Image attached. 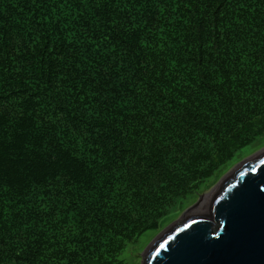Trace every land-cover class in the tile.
<instances>
[{
    "label": "trees",
    "instance_id": "16d2710c",
    "mask_svg": "<svg viewBox=\"0 0 264 264\" xmlns=\"http://www.w3.org/2000/svg\"><path fill=\"white\" fill-rule=\"evenodd\" d=\"M263 128L264 0H0V264H123Z\"/></svg>",
    "mask_w": 264,
    "mask_h": 264
},
{
    "label": "water",
    "instance_id": "95a60500",
    "mask_svg": "<svg viewBox=\"0 0 264 264\" xmlns=\"http://www.w3.org/2000/svg\"><path fill=\"white\" fill-rule=\"evenodd\" d=\"M141 264H264V149L221 179L203 211L158 235Z\"/></svg>",
    "mask_w": 264,
    "mask_h": 264
},
{
    "label": "rangeland",
    "instance_id": "374dc122",
    "mask_svg": "<svg viewBox=\"0 0 264 264\" xmlns=\"http://www.w3.org/2000/svg\"><path fill=\"white\" fill-rule=\"evenodd\" d=\"M263 149H264V128L260 131V137H258L253 142H251L248 147L246 148L244 147L241 151L237 153L235 157V161L233 162L229 161L227 164L221 166L220 167L221 169H219L218 172H216L213 175L212 180L209 183H207L203 187V189L197 190V192L194 193V196H190L185 200L187 206L184 208V210L178 212V214L176 213V217L172 218L170 223L164 225L163 228H157L158 230H156L155 233L147 232L141 237L137 238L132 243V245L129 246L124 253H122L121 259L123 261V264H141V257L144 251L158 237V235H160L171 224L179 221L183 217V215L186 214V212H187V216L190 215V212L191 214H193L192 211H195L197 207L205 201L206 198H209L211 192L215 189V187L221 181V179H223L231 171H233L234 168H236V166H238L241 162L251 158L253 155L257 154ZM170 217H173V214L167 215L162 219L160 218L159 220L162 222L164 220H168ZM87 264H98V263L89 262Z\"/></svg>",
    "mask_w": 264,
    "mask_h": 264
},
{
    "label": "bare ground",
    "instance_id": "6f19581e",
    "mask_svg": "<svg viewBox=\"0 0 264 264\" xmlns=\"http://www.w3.org/2000/svg\"><path fill=\"white\" fill-rule=\"evenodd\" d=\"M208 196H209V195H208ZM207 201H208V198H206L205 201H204L203 203H201V204L197 207V209H196L195 211H192L193 214H191V212H190V215H197V214H199L201 211H203V210L205 209L204 206L206 205ZM205 207H206V206H205Z\"/></svg>",
    "mask_w": 264,
    "mask_h": 264
}]
</instances>
